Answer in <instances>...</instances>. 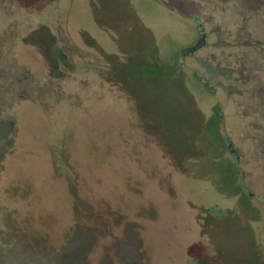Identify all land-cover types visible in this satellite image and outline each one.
<instances>
[{
	"label": "rangeland",
	"instance_id": "1",
	"mask_svg": "<svg viewBox=\"0 0 264 264\" xmlns=\"http://www.w3.org/2000/svg\"><path fill=\"white\" fill-rule=\"evenodd\" d=\"M0 264H264V0H0Z\"/></svg>",
	"mask_w": 264,
	"mask_h": 264
},
{
	"label": "water",
	"instance_id": "2",
	"mask_svg": "<svg viewBox=\"0 0 264 264\" xmlns=\"http://www.w3.org/2000/svg\"><path fill=\"white\" fill-rule=\"evenodd\" d=\"M204 25L201 22L200 23V31H202L200 38L192 45H188V46H184L181 49V55L187 56V55H191V54H195L196 52H198L200 49H202L204 46L207 45L208 41H207V32L204 31ZM184 64V61L182 60H178L176 62L175 65L171 66L170 68L172 70H176L178 68H180L182 65ZM211 88V87H210ZM220 110H222V108L220 107Z\"/></svg>",
	"mask_w": 264,
	"mask_h": 264
},
{
	"label": "flooded vegetation",
	"instance_id": "3",
	"mask_svg": "<svg viewBox=\"0 0 264 264\" xmlns=\"http://www.w3.org/2000/svg\"><path fill=\"white\" fill-rule=\"evenodd\" d=\"M201 23V22H200ZM200 23H199V31H200ZM205 28V27H204ZM204 31H206L205 29H204ZM201 33H202V31H200V36H201ZM200 36H199V38H200ZM198 38V39H199ZM197 39V40H198ZM207 39H208V34H207ZM208 44V43H207ZM181 52V51H180ZM191 55H194V54H191ZM191 55H187V56H191ZM187 56H184V57H187ZM184 57L182 56V55H180V57L178 58V60H182V61H184V64L182 65V66H184L185 65V59H184ZM177 60V61H178ZM181 66V67H182ZM224 69H222L221 71H223ZM209 71L211 72L209 75V77H205L204 75H202V74H200V73H197L196 72V76L198 77V79H199V81H201L208 89H210V90H214L215 89V84L214 83H212V79L211 78H214V77H216L215 75H214V70H212V69H209ZM216 71H217V73L220 71L218 68L216 69ZM211 87V88H210ZM220 107L222 108V110H220ZM218 111L220 112V118H223L224 117V114H223V107L222 106H218ZM226 139V141L228 142V147H229V149L233 152V153H237L236 152V149L234 148V146H233V143L231 142V140L229 139V138H225Z\"/></svg>",
	"mask_w": 264,
	"mask_h": 264
}]
</instances>
